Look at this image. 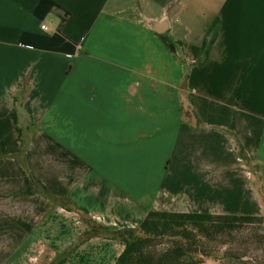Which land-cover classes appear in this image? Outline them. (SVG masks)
<instances>
[{
  "label": "crops",
  "instance_id": "0c3cea01",
  "mask_svg": "<svg viewBox=\"0 0 264 264\" xmlns=\"http://www.w3.org/2000/svg\"><path fill=\"white\" fill-rule=\"evenodd\" d=\"M263 168L264 0H0V264H116L151 211L264 215Z\"/></svg>",
  "mask_w": 264,
  "mask_h": 264
},
{
  "label": "trees",
  "instance_id": "16d2710c",
  "mask_svg": "<svg viewBox=\"0 0 264 264\" xmlns=\"http://www.w3.org/2000/svg\"><path fill=\"white\" fill-rule=\"evenodd\" d=\"M218 23L210 30L212 39L202 47L200 65L204 64L217 38ZM183 119L201 129L198 114L181 106ZM244 163L255 171L251 158L239 146ZM264 225V215L231 216L214 214L151 211L143 224L135 229L120 230L115 237L124 245L116 264H264V231L254 238L244 232ZM252 247H255L252 250ZM253 252H252V251Z\"/></svg>",
  "mask_w": 264,
  "mask_h": 264
},
{
  "label": "rangeland",
  "instance_id": "374dc122",
  "mask_svg": "<svg viewBox=\"0 0 264 264\" xmlns=\"http://www.w3.org/2000/svg\"><path fill=\"white\" fill-rule=\"evenodd\" d=\"M24 154L25 153L23 152L20 155V159H23L24 158ZM24 165L27 168L26 162H25ZM260 168H261V166H260ZM262 173H263V176H264V168H263V172ZM262 181L264 182V178L262 179ZM260 185H259V193L261 194L262 198H264V188H263L262 182H260ZM258 226L259 225L248 228V231L246 230L244 232V235H246L249 232H251L250 229H252L254 231L251 232V233H249L250 234L249 236L254 238V236L257 233H259L261 231H264V225L263 226H260V227H258ZM76 249H77V247L71 248V249H69L64 254H58V253H55V251L52 248H49V247H39L35 252L33 251L32 255H31V261H29L28 264H54L55 262H57L58 260H60L61 257H64V256H67V255L71 254ZM254 249H255V247H252V250H254Z\"/></svg>",
  "mask_w": 264,
  "mask_h": 264
},
{
  "label": "water",
  "instance_id": "95a60500",
  "mask_svg": "<svg viewBox=\"0 0 264 264\" xmlns=\"http://www.w3.org/2000/svg\"><path fill=\"white\" fill-rule=\"evenodd\" d=\"M152 24H153L157 29H158L159 26L164 25L163 23H155V22L152 23ZM159 32H160V31H159Z\"/></svg>",
  "mask_w": 264,
  "mask_h": 264
},
{
  "label": "built area",
  "instance_id": "2783aa9c",
  "mask_svg": "<svg viewBox=\"0 0 264 264\" xmlns=\"http://www.w3.org/2000/svg\"><path fill=\"white\" fill-rule=\"evenodd\" d=\"M42 29H43V30H47V27H46V26H43Z\"/></svg>",
  "mask_w": 264,
  "mask_h": 264
}]
</instances>
